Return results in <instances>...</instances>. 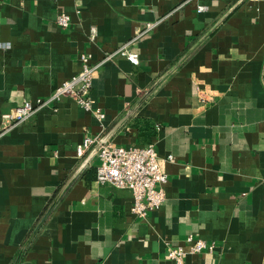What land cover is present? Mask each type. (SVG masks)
<instances>
[{
	"label": "crops",
	"instance_id": "crops-1",
	"mask_svg": "<svg viewBox=\"0 0 264 264\" xmlns=\"http://www.w3.org/2000/svg\"><path fill=\"white\" fill-rule=\"evenodd\" d=\"M125 43L138 64L105 59ZM82 53L105 119L63 96L0 137V264H174L190 233L216 248L185 264H264V0H0V125ZM124 117L110 141L153 143L168 174L146 219L95 180L97 154L77 172L78 145Z\"/></svg>",
	"mask_w": 264,
	"mask_h": 264
},
{
	"label": "built area",
	"instance_id": "built-area-1",
	"mask_svg": "<svg viewBox=\"0 0 264 264\" xmlns=\"http://www.w3.org/2000/svg\"><path fill=\"white\" fill-rule=\"evenodd\" d=\"M204 7H201L202 10ZM71 17L67 13H60L57 24L67 27ZM152 23L147 25L151 28ZM130 43L121 45L117 50L107 53L105 59L111 58L116 53L125 55L132 63L138 64L137 53L129 49ZM82 62L81 70L61 83H59L47 99L37 101L25 100L20 105L3 113L5 125H0V137L7 133L12 127L32 117L40 108L56 103L61 97L69 96L85 110L96 115L101 121L106 114L96 104L91 94L93 79L101 63H91L89 55H80ZM100 136H86L77 147L80 157L85 156L90 150L99 144ZM100 159L97 166L96 178L98 183H110L118 188H128L133 193V213L141 219H146L148 214L160 208L166 201L165 185L168 174L165 170L164 159H162L153 143L139 146L116 145L112 141L101 144L96 152ZM169 155L167 159H171ZM189 245H170L167 249V257L174 264H185L188 254H196L204 251L212 252L216 248L215 243L207 242L204 238L190 233L187 237Z\"/></svg>",
	"mask_w": 264,
	"mask_h": 264
},
{
	"label": "water",
	"instance_id": "water-1",
	"mask_svg": "<svg viewBox=\"0 0 264 264\" xmlns=\"http://www.w3.org/2000/svg\"><path fill=\"white\" fill-rule=\"evenodd\" d=\"M233 8V7H232ZM225 17V16H224ZM222 17L221 19H219L218 23L221 22L223 20ZM163 78V77H162ZM158 83V82H157ZM157 83H155V85L150 89L148 90L143 99L146 98L150 92L155 88V86L157 85ZM133 111V110H132ZM132 111H130L128 114H130ZM126 117H124L121 121H119L116 125H114L106 134H104L101 139H100V142L99 144H97L95 147H93V149L89 152V154L86 156V158L84 159V161L81 163L80 167L78 168L77 172L80 171L84 166L87 165V163L93 158V156L96 154L99 146L105 142H107L108 140H110V138L112 137V135L114 134V132L116 131V129L118 128V126L123 122V120L125 119ZM17 264V263H16Z\"/></svg>",
	"mask_w": 264,
	"mask_h": 264
}]
</instances>
